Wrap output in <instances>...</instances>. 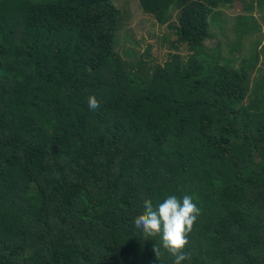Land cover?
<instances>
[{"label":"trees","instance_id":"obj_1","mask_svg":"<svg viewBox=\"0 0 264 264\" xmlns=\"http://www.w3.org/2000/svg\"><path fill=\"white\" fill-rule=\"evenodd\" d=\"M138 3L175 31L153 73L112 0H0V264H173L133 220L185 193L190 264H264V0Z\"/></svg>","mask_w":264,"mask_h":264},{"label":"rangeland","instance_id":"obj_2","mask_svg":"<svg viewBox=\"0 0 264 264\" xmlns=\"http://www.w3.org/2000/svg\"><path fill=\"white\" fill-rule=\"evenodd\" d=\"M120 12L119 30L115 33V50L121 57L127 58L133 62L136 59L143 61V67L148 68L149 73H153L158 64H162L168 57L169 48H175L177 45H167L170 36L174 37L173 27L167 24H159L154 16L145 13L138 3V0H112ZM171 11V24L175 22V13ZM235 14L232 7H223L218 15L220 20L226 23L225 28H230L227 18ZM255 14L259 15L257 10ZM230 45H224L226 50L234 49L237 44L238 36L230 33L228 36ZM211 41L206 42L210 45ZM262 42H264L262 40ZM240 43V42H239ZM171 46V47H169ZM179 48H182L179 46ZM181 54L188 52L187 49H179ZM261 57V55H260ZM137 64H133L136 68Z\"/></svg>","mask_w":264,"mask_h":264},{"label":"clouds","instance_id":"obj_3","mask_svg":"<svg viewBox=\"0 0 264 264\" xmlns=\"http://www.w3.org/2000/svg\"><path fill=\"white\" fill-rule=\"evenodd\" d=\"M87 104L92 111L100 107L95 95L87 98ZM142 208L143 211L134 217L133 223L144 239L160 238V247L154 246L156 259L159 261L166 252L173 258V264H190L191 254L187 251L189 236L201 214L193 196L187 193L182 197L170 194L155 205L151 199H144Z\"/></svg>","mask_w":264,"mask_h":264}]
</instances>
